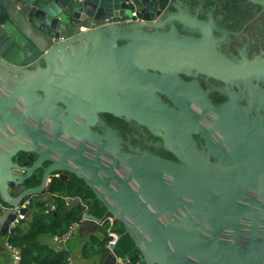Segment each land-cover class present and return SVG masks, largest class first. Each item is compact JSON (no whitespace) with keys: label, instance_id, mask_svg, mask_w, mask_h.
I'll list each match as a JSON object with an SVG mask.
<instances>
[{"label":"water","instance_id":"1","mask_svg":"<svg viewBox=\"0 0 264 264\" xmlns=\"http://www.w3.org/2000/svg\"><path fill=\"white\" fill-rule=\"evenodd\" d=\"M154 2L0 0V237L28 210L20 202L48 192V177L72 174L122 223L139 254L125 264H264V124L231 102L215 106L174 74L188 63L246 82L264 79V65L237 66L208 44L166 37ZM99 112L169 132L192 163L125 154L116 138L101 143L89 127ZM39 170L40 184L28 188ZM64 200L65 213L81 203ZM101 222L86 213L77 232ZM225 235L248 243L222 244ZM116 245L98 248L96 264H116Z\"/></svg>","mask_w":264,"mask_h":264},{"label":"flooded vegetation","instance_id":"2","mask_svg":"<svg viewBox=\"0 0 264 264\" xmlns=\"http://www.w3.org/2000/svg\"><path fill=\"white\" fill-rule=\"evenodd\" d=\"M154 3L156 6L158 5L162 8L157 25L158 32L164 34L166 37L170 39L187 37L208 44V53L211 49L237 66L264 65V0H155ZM149 30L153 31V29ZM196 49L200 51V48ZM181 51L190 57L198 54L189 50V48L181 49ZM174 74L185 83L194 81L196 84H199L206 91L207 97L215 106L231 102L234 109H249V115L264 124V79H250L246 82L241 79H226L220 76V71L211 73L199 66H192L188 63H181ZM159 96L163 102L169 106H173L165 95ZM89 127L92 132L101 136L100 141L103 144L108 142L107 139L109 141H112L114 138L120 139L119 152L125 154L139 156L142 155L141 153H148L155 157L186 166L193 161L192 156L185 152L186 144L180 143L183 146L178 144L169 132L162 129L146 127L136 121L125 117H116L108 112H99ZM109 132L113 135L110 136ZM191 136L195 140L196 148L202 154H208L209 162L211 164L218 163L212 154L205 149V140L198 134L192 133ZM211 140H213L212 137ZM70 146H75V143H70ZM105 153L109 154L106 149ZM25 159L29 160L27 166H30L34 161V158L30 156L25 157ZM109 160L111 159H108L106 156L102 159L103 162ZM125 167L124 163H121L120 173L122 176L126 172ZM36 173V176H32L26 181L28 188L36 187L40 184L42 172L39 170ZM71 177L75 176L70 174L68 175V180L63 182L58 179L57 175H54V178L48 177L46 182L50 183L52 187L54 183L69 182ZM134 185L135 183L132 184V187L135 188ZM50 189L48 192L46 189L44 195L38 199L48 197V201H52L53 195L57 198L58 194L50 193ZM86 213L87 211L83 213V219ZM108 217L110 216L104 213L99 218L102 220V227H99V225L98 227L104 229L111 224L109 227L112 230L118 229V231H121L120 233L115 232L117 237L119 236L115 242L118 247L119 240L127 235H124V228L121 222L113 220L110 223ZM84 233L88 232L84 231ZM103 239L104 235L100 240L103 241ZM218 240L225 245L236 243L240 247L248 243L245 238L236 239L234 243V240L227 235ZM0 241V249L3 251L5 240L0 237ZM130 255L135 258H131ZM125 257L132 262L139 261V254L134 248L133 242L130 250L122 258Z\"/></svg>","mask_w":264,"mask_h":264},{"label":"trees","instance_id":"3","mask_svg":"<svg viewBox=\"0 0 264 264\" xmlns=\"http://www.w3.org/2000/svg\"><path fill=\"white\" fill-rule=\"evenodd\" d=\"M50 193L58 194L57 198L52 199L55 210L45 213L46 208L52 202L39 200L35 196L29 197L31 198V206L28 219L17 225L7 238V242L20 251L21 260L19 264H67L69 255L65 250H56L47 243H43L41 239L62 235L73 222H79L86 211L97 218L105 213L104 208L96 200L90 189L78 178L71 177L67 183H54ZM66 197L80 199L81 203L65 213L66 202L64 199ZM113 231L121 232L118 229ZM103 232V241L95 234H89L88 248L84 247L82 250L86 258L89 259L98 255V248L108 242L109 238L106 236L105 229ZM131 247V240L124 236L119 240L118 247L116 245L114 253L122 258ZM131 258L135 257L131 256Z\"/></svg>","mask_w":264,"mask_h":264},{"label":"built area","instance_id":"4","mask_svg":"<svg viewBox=\"0 0 264 264\" xmlns=\"http://www.w3.org/2000/svg\"><path fill=\"white\" fill-rule=\"evenodd\" d=\"M31 206V198H26L24 199L22 202H20L18 204V206L16 207L19 211V209L21 208H27L28 210L26 211V213L17 214V218L15 220V224L12 223L11 224V230H13L17 225H19L21 222H24L28 219V215H29V209ZM55 210V205L52 204L51 206L47 207L45 210V213H48L50 211ZM84 219L82 218L79 222H73L67 229V231L65 233H63L62 235L59 236H54L53 237V241L56 243H62V242H67L69 241L75 234V232L77 231V229L80 227V225L82 224V221ZM109 222L111 223L113 221V219L111 217H108ZM99 227H102V223L98 224ZM111 225V224H109ZM105 227V231H106V236L109 238L108 242L106 243V247H110L115 245V242L117 240V234L109 227ZM5 245L6 248L10 251L11 253V258H12V264H19L20 260H21V254L18 248L16 247H12L8 242L7 239L5 240ZM111 254L114 256L115 258V262L116 264H125L126 261H124L122 258L116 256L113 252H111ZM67 264H75L72 260V258L70 256L67 257Z\"/></svg>","mask_w":264,"mask_h":264},{"label":"crops","instance_id":"5","mask_svg":"<svg viewBox=\"0 0 264 264\" xmlns=\"http://www.w3.org/2000/svg\"><path fill=\"white\" fill-rule=\"evenodd\" d=\"M93 234L96 235V232ZM102 236L103 235L98 236V237L101 238ZM78 238H81V240H83L85 238L89 239V233L82 232L81 234H79L76 231L74 236L69 241L62 242V243L54 242L53 237H51V236L50 237H44L42 239H45V243H47L50 247H52L56 250H65L68 253V255L72 258V260L75 264H96L97 262H96V258L94 256L88 259L83 255V252L81 253V256L78 255L77 245L82 244V242L80 240H77ZM5 247H6V245H5ZM71 252H73L74 254L72 255ZM0 264H10V263H9L8 259H7V261L4 259H0Z\"/></svg>","mask_w":264,"mask_h":264},{"label":"rangeland","instance_id":"6","mask_svg":"<svg viewBox=\"0 0 264 264\" xmlns=\"http://www.w3.org/2000/svg\"><path fill=\"white\" fill-rule=\"evenodd\" d=\"M52 204H53V202L51 204H49V206H51ZM96 235L97 236L104 235L103 229L102 228H98L97 231H96ZM48 237H50V236H48ZM77 240H80L82 242V244L77 245V253H78L79 256H81V253H82V250L84 249V247L88 248V243L87 242H88L89 239L85 238V239L81 240V238H78ZM41 241L45 242V239H41ZM3 251H5V253H3ZM3 251L0 249V253L4 254L5 258H7L9 263L12 264V258H11L10 251L5 246L3 248ZM71 254L73 255L74 253L71 252Z\"/></svg>","mask_w":264,"mask_h":264},{"label":"bare ground","instance_id":"7","mask_svg":"<svg viewBox=\"0 0 264 264\" xmlns=\"http://www.w3.org/2000/svg\"><path fill=\"white\" fill-rule=\"evenodd\" d=\"M26 199V198H25Z\"/></svg>","mask_w":264,"mask_h":264}]
</instances>
